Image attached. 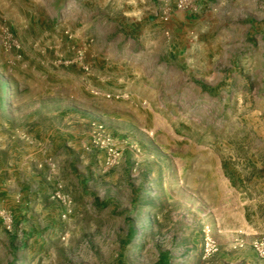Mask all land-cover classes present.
I'll return each mask as SVG.
<instances>
[{"label":"rangeland","instance_id":"obj_1","mask_svg":"<svg viewBox=\"0 0 264 264\" xmlns=\"http://www.w3.org/2000/svg\"><path fill=\"white\" fill-rule=\"evenodd\" d=\"M154 2L0 0V264H264V0Z\"/></svg>","mask_w":264,"mask_h":264},{"label":"crops","instance_id":"obj_2","mask_svg":"<svg viewBox=\"0 0 264 264\" xmlns=\"http://www.w3.org/2000/svg\"><path fill=\"white\" fill-rule=\"evenodd\" d=\"M155 2L157 4H160L158 0H155ZM198 7H199V11L195 15H189L186 13H182L180 11L175 10L172 7H169V8L167 7L166 9H157L154 12V20L152 24L149 26V28L152 31V33L157 36V38L167 41V44H168L170 43L172 39L170 37H169L170 39L169 38L164 39L163 37L164 34L166 35L169 33V35L173 37L175 36L180 37L183 34L184 29L189 27L191 23L199 22L203 18L205 19L209 18L214 23H217L218 26H216V29L220 31H224L226 24L232 23L234 20L233 9L232 7H230V4H228V6L223 9H216V8H213L214 6H212L211 8H209L208 11H206L203 14L201 13V6L198 5ZM165 10H166V15L163 16V14L165 13ZM165 17L166 19H163ZM213 27H214L213 23L210 25L206 24V30H210V29L212 30ZM177 29H181L180 34L175 33ZM190 32H192L195 35L199 33L198 29H194L193 31H190ZM190 32L187 33L185 36L187 37V35L190 34ZM230 42H235V41L233 40L227 41V37L225 36V34L217 38V42H216L218 46L217 61L221 63L222 70L225 69L226 62L231 59V55L236 50V47H234L233 49V45ZM235 45L236 44H234V46Z\"/></svg>","mask_w":264,"mask_h":264},{"label":"built area","instance_id":"obj_3","mask_svg":"<svg viewBox=\"0 0 264 264\" xmlns=\"http://www.w3.org/2000/svg\"><path fill=\"white\" fill-rule=\"evenodd\" d=\"M159 3L164 4L168 7H172L177 11L186 13L189 15H195L199 11L197 0H158ZM166 15V10L163 16ZM166 19V17H165ZM110 160L114 162L118 158V154L114 153L111 149L108 150ZM255 253L259 258L264 259V236L257 238L252 245ZM204 251L206 254L214 252L213 243L206 237L204 239Z\"/></svg>","mask_w":264,"mask_h":264}]
</instances>
